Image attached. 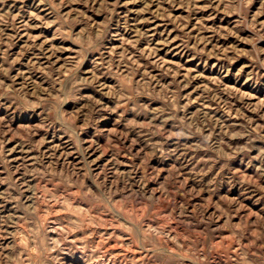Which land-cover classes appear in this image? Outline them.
<instances>
[{
	"label": "rangeland",
	"instance_id": "obj_1",
	"mask_svg": "<svg viewBox=\"0 0 264 264\" xmlns=\"http://www.w3.org/2000/svg\"><path fill=\"white\" fill-rule=\"evenodd\" d=\"M0 264H264V0H0Z\"/></svg>",
	"mask_w": 264,
	"mask_h": 264
},
{
	"label": "bare ground",
	"instance_id": "obj_2",
	"mask_svg": "<svg viewBox=\"0 0 264 264\" xmlns=\"http://www.w3.org/2000/svg\"><path fill=\"white\" fill-rule=\"evenodd\" d=\"M3 209V208H2Z\"/></svg>",
	"mask_w": 264,
	"mask_h": 264
}]
</instances>
